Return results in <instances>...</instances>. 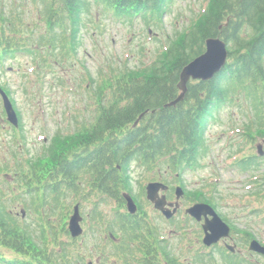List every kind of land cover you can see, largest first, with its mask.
I'll use <instances>...</instances> for the list:
<instances>
[{
	"label": "trees",
	"instance_id": "1",
	"mask_svg": "<svg viewBox=\"0 0 264 264\" xmlns=\"http://www.w3.org/2000/svg\"><path fill=\"white\" fill-rule=\"evenodd\" d=\"M33 1L41 3L44 25L32 35H28L23 14L11 19L0 7V64L25 53L39 59L45 52L42 63L64 68L76 52L77 34L84 18L89 17L93 0ZM94 1L118 17L142 14L149 23L159 22L169 3V0H148L143 5L137 0ZM218 36L228 43L226 66L210 81H191L184 100L167 106L180 94L178 84L184 67L205 52L208 38ZM95 92L92 103L97 109L92 125L78 129L77 141L70 137L52 143L47 149L48 163L35 166L38 169L32 171L31 182L44 184L42 195L34 188L36 197L27 198L25 195L33 192H26V188L13 192L11 202L25 203L27 209L36 212L22 222L8 212L0 197V249L15 253L14 264L83 263L87 253L68 231L70 200L75 195H106L111 202L122 204V193L131 186L126 178L131 162L151 169L158 166L160 171L171 169L180 176L198 169L207 154L206 129L225 106L246 103L253 117L250 124L264 130V0H211L199 21L173 39L141 74L132 72L117 77L105 86H96ZM146 112L148 115L134 126ZM263 164L264 158L247 155L236 160L234 166L242 173H256ZM18 177L22 186L26 185L24 172ZM258 178L261 180L253 181L247 194L261 204L264 178ZM87 187L89 191L85 192ZM34 198L41 200L42 205ZM199 201L218 209L215 199L200 196ZM263 212L251 209L255 218ZM99 213L95 207L94 218H99ZM34 214L37 216L33 217ZM136 218L131 220L128 214L116 216L132 239L136 232L152 231L142 209ZM256 224L264 226V216ZM244 236L241 241L245 244L256 238L248 231ZM121 248L122 255L134 254L130 247ZM216 255L220 264H254L247 256L231 253L221 245L206 255L200 251L193 262L219 264Z\"/></svg>",
	"mask_w": 264,
	"mask_h": 264
},
{
	"label": "rangeland",
	"instance_id": "2",
	"mask_svg": "<svg viewBox=\"0 0 264 264\" xmlns=\"http://www.w3.org/2000/svg\"><path fill=\"white\" fill-rule=\"evenodd\" d=\"M209 2L169 0L160 21L150 23L139 14L136 18L118 17L104 5L93 2L89 17L84 18L77 34L76 52L64 68L42 63L29 53L18 54L0 64V86L8 92L21 122L19 129L9 125L0 98V192L6 197L16 191L14 188H22L17 173L27 172L31 165L43 166L48 161L46 151L52 143L72 137L77 123L91 120L92 110L87 107L94 106L96 86H105L132 72L141 74L165 52L173 39L188 32L199 21ZM0 7L11 19L23 14L28 35L43 28L41 3L0 0ZM42 53L41 60L45 56V52ZM252 118L251 110L244 102L220 109L206 129L207 154L201 167L187 171L174 184L182 186L188 197L187 207L200 196L215 199L219 214L237 229L234 235L237 251L254 264H264L263 256L249 251V242L253 239L247 244L241 241L248 231L264 245V226L256 224L264 212L256 218L251 213V209L256 208L264 211V201L259 204L247 194L254 185L253 181L264 178V164L256 173H242L234 166L236 160L244 156L257 155V147L264 140V130L250 124ZM161 174L160 170L133 163L130 175L134 183H131L133 190L130 193L134 196L138 188L143 189L149 182L158 181ZM9 206L17 214L24 209L20 203ZM91 207L92 203L86 202L81 207L85 219ZM101 208L110 213L114 205ZM182 209L180 216L186 217L185 206ZM149 214L155 218L151 209ZM30 215H33L32 211L26 213V216ZM159 222L155 221V224ZM189 224L190 233L186 238L190 240L181 241L180 246L184 245L185 252L190 247L187 256L190 264H196L193 262L196 254L201 251L206 255L211 250L202 244L200 225L195 221H189ZM83 227L86 237L90 229L86 220ZM185 252L183 256L186 257ZM215 257L220 264L219 257Z\"/></svg>",
	"mask_w": 264,
	"mask_h": 264
},
{
	"label": "flooded vegetation",
	"instance_id": "3",
	"mask_svg": "<svg viewBox=\"0 0 264 264\" xmlns=\"http://www.w3.org/2000/svg\"><path fill=\"white\" fill-rule=\"evenodd\" d=\"M161 176L158 181L163 182L168 188L166 191L160 192V197H165L167 201V207L170 211L175 209L177 203L176 189L177 185L174 184L175 178L173 171L166 170L161 172ZM173 177V178H169ZM129 183H134L130 173L126 175ZM147 186L146 184L143 189L138 188V192L131 194L135 200L138 209H142L148 225L152 228V231L136 232L135 238H130V234L126 233L121 225L120 220L116 219L120 213L127 215L131 220H137L136 215H130L126 211V201L119 207L115 205L113 210L105 215L104 220L99 222V220L92 219L89 215V231L86 239L76 240L78 245H88L90 248V253L94 254V258H89L85 263L94 262L95 264H171L176 262V264H190V260L187 256V253L190 252V247L188 246L187 252H185L184 245L180 246V243L183 240H190L189 237L186 238V234L190 233V224L186 220L185 216L181 217L183 211L182 207L185 206V210L188 202V197L185 194L183 199L179 202V210L171 216L169 219L162 214L161 212L155 210L154 205L147 198ZM133 185H131L132 189ZM32 188L38 190V195H42L44 184H28L27 192L32 191ZM133 190V189H132ZM33 195L29 193V197H36L34 191ZM130 194V193H129ZM124 199V196H123ZM30 201V200H29ZM32 201V200H31ZM30 201V202H31ZM41 201V200H40ZM153 216L149 214V210ZM115 212V217L111 222L112 218L110 217L111 213ZM84 217V216H83ZM85 219V218H84ZM182 220V222H181ZM155 221H160L163 225L155 224ZM85 222V221H84ZM83 222V223H84ZM110 230H113L112 233ZM235 236L232 235L230 241H222V245L228 247L229 244L237 247V244L234 243ZM130 247L134 249V254L130 256L120 254L121 247ZM0 252H5L9 256L7 259H4L0 256V264H13V259L9 260L10 253L13 254V251L1 248ZM186 253V257L183 256V253ZM135 258V259H132ZM90 264V263H89Z\"/></svg>",
	"mask_w": 264,
	"mask_h": 264
},
{
	"label": "water",
	"instance_id": "4",
	"mask_svg": "<svg viewBox=\"0 0 264 264\" xmlns=\"http://www.w3.org/2000/svg\"><path fill=\"white\" fill-rule=\"evenodd\" d=\"M228 61V45L221 37H211L206 41V51L190 62L180 74V83L178 88L181 91L180 96L168 106H174L178 102L182 101L188 91V83L190 81H210L218 73L222 71ZM1 95L3 97L4 107L7 113L8 121L14 126H18L17 114L13 108V105L7 95L0 89ZM258 152L262 156V146L258 147ZM162 190H167V187L162 183H151L147 187L148 199L154 204L155 208L162 213H164L168 218H170L175 212H177L179 204L175 205L173 214L169 213L167 209V201L165 197H160V192ZM183 189L178 187L176 189V197L179 200L183 196ZM125 198L128 203V209L130 213L134 214L137 207L132 200V198L125 194ZM198 222H202L204 230L203 243L207 247H211L218 244L221 240L228 239L231 236L230 226L223 221V219L218 215L215 209L206 203H196L187 210ZM82 218L79 214L78 207L75 208V213L71 217L69 223V230L74 238L80 236L83 230L80 226ZM229 248L234 251V247L229 246ZM249 250L255 252L261 256H264V246L258 241L253 240L250 243Z\"/></svg>",
	"mask_w": 264,
	"mask_h": 264
}]
</instances>
